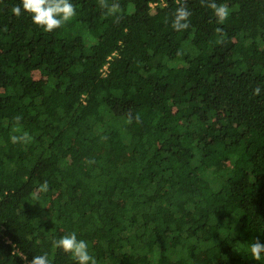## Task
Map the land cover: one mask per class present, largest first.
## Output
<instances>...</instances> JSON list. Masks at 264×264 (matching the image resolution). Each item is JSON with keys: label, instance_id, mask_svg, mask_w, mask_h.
I'll return each instance as SVG.
<instances>
[{"label": "trees", "instance_id": "trees-1", "mask_svg": "<svg viewBox=\"0 0 264 264\" xmlns=\"http://www.w3.org/2000/svg\"><path fill=\"white\" fill-rule=\"evenodd\" d=\"M71 2L46 32L0 0V264H76L71 232L97 264H264V0H181L183 31L177 0Z\"/></svg>", "mask_w": 264, "mask_h": 264}, {"label": "clouds", "instance_id": "clouds-1", "mask_svg": "<svg viewBox=\"0 0 264 264\" xmlns=\"http://www.w3.org/2000/svg\"><path fill=\"white\" fill-rule=\"evenodd\" d=\"M203 3L204 0H201ZM178 7L173 14L171 27L176 31L187 30L190 26L191 12L187 8L186 2L177 0ZM99 6L107 10V13L116 18L115 22H118L121 18V7L119 3L109 0H99ZM207 7L212 9L214 15L217 18L218 23H223L230 15L229 9L225 4H217L215 0H209ZM22 9L28 13L32 22L41 27L46 32H52L55 29L60 28L67 22H69L76 15V8L71 0H21L20 5H14L11 12L16 17L21 16ZM216 32L220 38L217 43L223 42V31L221 28H217ZM254 95L260 94V88L256 87L253 90ZM19 122L20 117L14 118ZM133 117L129 115L127 122L132 123ZM136 121L139 122L140 118L137 115ZM13 144L22 143L28 144L33 139L27 132L21 135H12L10 137ZM48 190V181H44L38 189V192H46ZM53 246L61 249L65 253L71 254V257L76 264H97L96 258L89 253L88 243L83 239H78L75 232L66 233L59 239L53 240ZM15 256H19L22 260H25L27 264H51L48 259L47 253L43 255H35L31 261L27 260V256L22 251L16 250L13 245ZM250 252L254 260L260 261L262 259V253H264V243H261L259 238L254 239L250 244Z\"/></svg>", "mask_w": 264, "mask_h": 264}, {"label": "rangeland", "instance_id": "rangeland-1", "mask_svg": "<svg viewBox=\"0 0 264 264\" xmlns=\"http://www.w3.org/2000/svg\"><path fill=\"white\" fill-rule=\"evenodd\" d=\"M181 72L183 71V70H180Z\"/></svg>", "mask_w": 264, "mask_h": 264}]
</instances>
